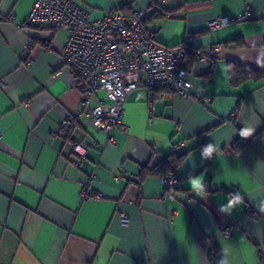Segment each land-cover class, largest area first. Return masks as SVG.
Masks as SVG:
<instances>
[{
    "label": "crops",
    "instance_id": "0c3cea01",
    "mask_svg": "<svg viewBox=\"0 0 264 264\" xmlns=\"http://www.w3.org/2000/svg\"><path fill=\"white\" fill-rule=\"evenodd\" d=\"M77 1L93 20L143 10L158 43L191 54L190 94L165 95L148 121V91L137 88L114 143L82 115L75 139L88 151L72 167L59 124L80 110L82 89L63 62L68 32L30 25L35 0H0V264H208L211 240L229 264H264V79H229L232 63L264 70V0ZM238 14L245 18L208 26ZM214 45L215 55L195 59ZM245 127L255 132L236 151ZM171 154L181 157L175 188L163 175L141 177ZM237 192L243 203L220 213Z\"/></svg>",
    "mask_w": 264,
    "mask_h": 264
},
{
    "label": "built area",
    "instance_id": "2783aa9c",
    "mask_svg": "<svg viewBox=\"0 0 264 264\" xmlns=\"http://www.w3.org/2000/svg\"><path fill=\"white\" fill-rule=\"evenodd\" d=\"M144 18L145 12L136 9L128 16L111 10L101 19L93 20L77 0H35L28 13L27 21L33 27L48 22L68 32L63 62L82 89L80 110L59 124L60 133L71 146L73 155L68 162L72 167H79L88 151L84 143L75 139L82 115L90 116L93 126L114 143L112 130L126 129L122 122L124 102L137 88L144 87L148 91V121L153 119L156 101H162L165 95L185 98L190 94L192 84L184 66V48L158 43L155 36L145 30ZM244 18L243 14L220 16L208 26L217 29ZM8 19L12 20V15H8ZM218 51L219 45H214L208 53L197 51L195 59L207 60ZM98 92L101 96H97ZM93 96L96 104L91 106ZM162 180L166 188H175L179 182L173 173H166ZM83 196H87V188ZM120 221H126L123 213H120ZM224 232L229 234L230 229Z\"/></svg>",
    "mask_w": 264,
    "mask_h": 264
},
{
    "label": "trees",
    "instance_id": "16d2710c",
    "mask_svg": "<svg viewBox=\"0 0 264 264\" xmlns=\"http://www.w3.org/2000/svg\"><path fill=\"white\" fill-rule=\"evenodd\" d=\"M156 17H159V14L154 15ZM145 21L143 20V26ZM145 28V27H144ZM146 30V29H145ZM184 48V47H183ZM185 50V48H184ZM188 50V49H186ZM186 53V51H185ZM187 54L186 53V58ZM191 55V54H190ZM185 58V59H186ZM185 66V64H184ZM186 68V67H185ZM246 78H252L255 80L264 79V70L246 66L239 63H232L230 65L229 70V79L232 84H237L238 82L246 79ZM247 142L243 138L237 139L233 144L232 148L236 151L242 149ZM181 157L174 156L173 154L168 155L165 157L157 167L149 170L143 169L141 172V177H145L146 175H165L166 173H173L175 168L177 167ZM221 259V250L218 247L217 243L214 240L210 241L209 245V252H208V264H218V261Z\"/></svg>",
    "mask_w": 264,
    "mask_h": 264
},
{
    "label": "clouds",
    "instance_id": "9594fccd",
    "mask_svg": "<svg viewBox=\"0 0 264 264\" xmlns=\"http://www.w3.org/2000/svg\"><path fill=\"white\" fill-rule=\"evenodd\" d=\"M255 132V129L252 127H245L239 132V135L242 138H248L253 135ZM214 151L213 147L209 145L207 148L204 149V155L210 156V154ZM189 183L192 184L193 190L196 192V195L198 196H204L205 195V189L201 185V181L199 179L196 180H190ZM231 197L228 199V202L226 204H221L218 208V211L220 213H227L229 216L232 214L233 209L237 208L239 205L243 203V197L242 195L237 192L235 195L229 194ZM258 208L261 212H264V203H260L258 205ZM218 264H229L228 260L224 257V250H221V259L218 261Z\"/></svg>",
    "mask_w": 264,
    "mask_h": 264
}]
</instances>
